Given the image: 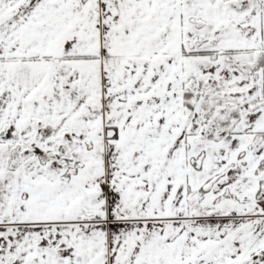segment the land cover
<instances>
[{"label":"snow or ice","instance_id":"6c2138e0","mask_svg":"<svg viewBox=\"0 0 264 264\" xmlns=\"http://www.w3.org/2000/svg\"><path fill=\"white\" fill-rule=\"evenodd\" d=\"M0 264H264V0H0Z\"/></svg>","mask_w":264,"mask_h":264}]
</instances>
